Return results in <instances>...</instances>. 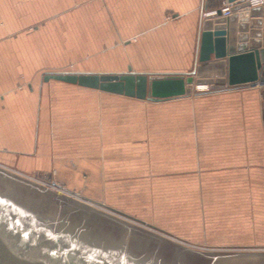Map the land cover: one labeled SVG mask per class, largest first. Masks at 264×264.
<instances>
[{
    "label": "crops",
    "instance_id": "0c3cea01",
    "mask_svg": "<svg viewBox=\"0 0 264 264\" xmlns=\"http://www.w3.org/2000/svg\"><path fill=\"white\" fill-rule=\"evenodd\" d=\"M224 1L0 0V164L191 242L264 243L261 87L150 101L44 81L190 72Z\"/></svg>",
    "mask_w": 264,
    "mask_h": 264
},
{
    "label": "water",
    "instance_id": "95a60500",
    "mask_svg": "<svg viewBox=\"0 0 264 264\" xmlns=\"http://www.w3.org/2000/svg\"><path fill=\"white\" fill-rule=\"evenodd\" d=\"M226 1L233 4L230 17L219 10L202 20L197 62L190 72H49L44 81L150 101L200 95V84H209L210 91L264 84V5ZM260 96L264 121V86ZM66 191L72 195L0 164V264H264V252L195 250Z\"/></svg>",
    "mask_w": 264,
    "mask_h": 264
},
{
    "label": "rangeland",
    "instance_id": "374dc122",
    "mask_svg": "<svg viewBox=\"0 0 264 264\" xmlns=\"http://www.w3.org/2000/svg\"><path fill=\"white\" fill-rule=\"evenodd\" d=\"M1 165H3V164H1ZM30 177H32V176H30ZM32 178L37 179V180H39V181H41V182H43L45 184H48L49 186H51L53 189H55L58 192H61L63 194H65V192H67L66 189L64 190L63 186L61 184H59L58 182L57 183L60 186H58V187L52 186V184L54 183V180H51V179L50 180L49 179L48 180H42V179H38V178H35V177H32ZM67 194H68V192H67ZM69 194L72 195L71 193H69ZM74 198L80 199L81 196L76 194L74 196ZM93 203H95L97 206H99V207H97L98 209H100L102 211L106 210L104 206L101 207L95 201H93ZM108 213L113 214L109 210H108ZM144 224H146V223L144 222ZM207 224H208V226L214 227L216 225V217H208V221L206 220V226H207ZM136 225H140V224L137 223ZM145 229L148 230V228H145ZM155 230L156 231H159V232H156ZM149 231H152V232H154V233H156L158 235H161V236H163L165 238H168V239H170L172 241H175V242H177L179 244H182L184 246H187V247H190L192 249L199 250V251H247V252H264V243H260V241H258V240L257 241L254 240L255 241L254 243H231V244H223V243L216 242V240H214L216 238H209V237H205L204 238L203 237V241L202 242H194V241L191 242L190 239H187L188 236L184 235L183 233H179V235L176 236V235H172V234L164 231L163 229H158V228H155L154 229L153 227H151ZM258 231H259V229H258Z\"/></svg>",
    "mask_w": 264,
    "mask_h": 264
},
{
    "label": "built area",
    "instance_id": "2783aa9c",
    "mask_svg": "<svg viewBox=\"0 0 264 264\" xmlns=\"http://www.w3.org/2000/svg\"><path fill=\"white\" fill-rule=\"evenodd\" d=\"M241 1V0H237ZM245 2L249 3V7H256V6H262L264 5V0H243ZM232 3L228 1H224L220 6L212 9L204 10L202 13V20H205L208 17L217 16L219 14V10L221 11L222 16L224 17H230L234 12L232 10ZM264 84H258L255 87H263ZM202 87H205L206 89H201ZM197 91L201 92H207L211 90V87L209 84H200L196 86Z\"/></svg>",
    "mask_w": 264,
    "mask_h": 264
},
{
    "label": "bare ground",
    "instance_id": "6f19581e",
    "mask_svg": "<svg viewBox=\"0 0 264 264\" xmlns=\"http://www.w3.org/2000/svg\"><path fill=\"white\" fill-rule=\"evenodd\" d=\"M201 89H206V88H205V87H202ZM52 186H55V185L52 184ZM55 187H58V186H55ZM64 190H65V188H64ZM67 192H68V191H67ZM68 193H71V192H68ZM71 194H72V193H71ZM96 203L98 204V202H96ZM100 204H101V203H99V205H100ZM100 206H101V207L104 206V207L106 208L105 205H102V204H101Z\"/></svg>",
    "mask_w": 264,
    "mask_h": 264
}]
</instances>
